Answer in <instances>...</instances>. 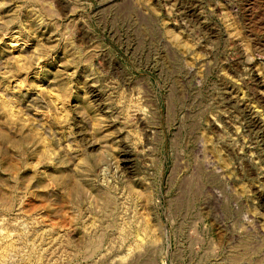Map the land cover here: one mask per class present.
I'll return each instance as SVG.
<instances>
[{"label":"rangeland","instance_id":"obj_1","mask_svg":"<svg viewBox=\"0 0 264 264\" xmlns=\"http://www.w3.org/2000/svg\"><path fill=\"white\" fill-rule=\"evenodd\" d=\"M0 264H264V0H0Z\"/></svg>","mask_w":264,"mask_h":264}]
</instances>
